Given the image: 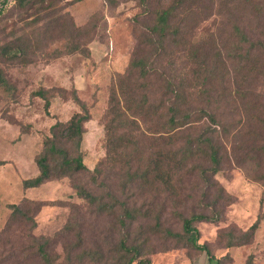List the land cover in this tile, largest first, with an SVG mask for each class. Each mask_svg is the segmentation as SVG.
<instances>
[{"label":"rangeland","instance_id":"rangeland-1","mask_svg":"<svg viewBox=\"0 0 264 264\" xmlns=\"http://www.w3.org/2000/svg\"><path fill=\"white\" fill-rule=\"evenodd\" d=\"M171 1L0 0V76L6 80L0 82V264H42L37 249L43 242H47L46 248L57 258V264H146V260L152 264H187L200 253L185 240L151 231L154 220L140 218L123 226L120 207L99 212L96 205L77 195L75 183L105 195L106 201H110L107 191H114L120 200L130 199L143 211L165 207L164 227L175 232L183 230L180 214H208L212 218L196 226L200 231L198 243L213 256L212 264H264V182L249 178L246 168L230 157L231 140L220 138L225 158L221 169L209 174L212 185L195 171L182 173L178 192L173 194L162 188L153 191L132 185L127 162H139L136 158L132 162L130 156L118 158L108 168L102 165L104 171L97 177L93 172L107 156L104 123L113 83L127 71L145 26L152 23L153 10ZM201 15L193 29V42L203 46L210 39L209 32L219 26L221 16ZM225 19L229 29L238 19L253 40H264V17L251 18L238 10L226 14ZM73 23L81 29L78 36L72 31ZM74 44L81 50L70 52ZM2 47H22L25 53L13 59L11 51L2 54ZM185 53L165 60L161 68L188 98V110L208 109L229 118L234 105L231 94L237 90L256 93L264 103V57L249 77L254 64L250 58L244 57L239 74L232 63L228 67L220 64L218 72L211 73L212 52L206 60L212 64L207 66L203 56L195 62ZM38 91L50 100L49 108ZM164 91L158 89V95ZM80 102L91 115L81 145L84 163L91 172L25 189L23 181L39 173L36 159L52 126L58 121L68 122L81 111ZM162 113L167 112L154 117L160 123L164 121ZM140 121L139 126L131 125L126 131L140 154L168 148L162 126ZM210 125L206 116L184 127L180 145H184L185 135H198ZM251 130L249 127L248 132ZM259 132L264 137V128ZM133 149L131 144L128 153ZM24 198L42 206L24 202V210L30 207L33 221L21 218L7 226L10 205ZM256 222L258 228L252 235ZM123 239L128 245H141V253L133 256L124 250Z\"/></svg>","mask_w":264,"mask_h":264},{"label":"trees","instance_id":"trees-1","mask_svg":"<svg viewBox=\"0 0 264 264\" xmlns=\"http://www.w3.org/2000/svg\"><path fill=\"white\" fill-rule=\"evenodd\" d=\"M238 10H242L251 18L264 17V0H172L168 5L159 6L153 10L152 23L145 26L143 39L139 41L127 71L118 76L111 88L104 123L107 156L101 163V167L94 169L96 177L104 171L102 165L105 164L108 168L109 165L113 166L118 158L130 156L132 162L135 158L139 162L137 165L131 161L127 162L126 173L128 182L132 185L146 186L153 191H160L162 188L173 194L178 192L179 183L177 182L182 181V173L194 171L212 185L209 174L218 172L225 158L220 143L222 137L231 140L230 157L238 166L246 168L247 176L264 182V139H262L264 137L259 132L264 128V103L261 96L251 91L245 93L242 90L232 93L234 105L229 118L208 109L188 110L186 107L188 98L180 92V86L170 78L167 72L162 71L163 67L161 68L165 60L175 58L182 51L186 52L187 59L195 62L198 56H203V65L207 66L212 64V62L206 63L212 52L214 65L211 73L218 72L220 64L228 67V64L232 63L235 73L239 74L238 71L244 68L240 64L246 60L244 57H247L254 63L247 73V76L252 77L257 70L256 65L259 60L264 57V40L260 38L253 40L238 19L232 22L231 29L228 28L226 14L230 15V12L235 14ZM204 12L215 14L217 17L221 16V21L218 20L219 26L216 25L215 29L209 32L210 39L206 40L203 46L194 45L193 29L197 26V18ZM71 26L74 34L80 35V27H77L75 23ZM224 29L228 33L226 36L223 34ZM11 48L2 47V54L6 55L8 51H11L10 57L17 59L25 53L22 47ZM78 50H81L80 45L74 44L70 52ZM0 82L4 84L6 80L0 76ZM160 88H164L165 91L158 95ZM37 94L46 99V108H49L50 100L46 98L43 91H38ZM80 105L81 111L75 113L68 122L58 121L52 126L51 135L46 137L43 149L36 159L39 173L23 181L25 189L39 187L55 178L91 172L84 163L81 150L87 131L85 123L91 115L85 103L80 102ZM164 110L167 113H162L164 121L160 123L154 117H159ZM206 116L211 125L198 135H185L187 137L184 145H180L182 129L194 125ZM140 119L145 123L159 124L165 129L164 133L167 135L164 136H167L169 140L168 148L155 149L147 155L138 152L136 143L126 131L131 125L139 126ZM249 127L252 130L248 132ZM249 137H252L254 141H251ZM131 144L134 145V149L128 153ZM133 152L135 154L132 155ZM190 163L191 168H188ZM73 187L79 197L96 205L99 212H112L120 207L124 213L121 219L123 226L140 218L154 220L151 231H163L168 238L185 240L184 243L200 249L199 254L205 253L208 259L213 261V256L207 248L198 243L200 231L196 226L197 222L210 220L212 218L210 215L194 211L189 216L180 214L183 230L175 232L169 227H164L162 218L164 211L167 210L165 207L158 210L148 208L143 211L130 199L120 200L114 191H107L110 201H106L105 195L96 194L93 189L82 184L75 183ZM24 202L28 204L32 201L24 198L21 202L10 205L12 212L7 226L21 218L33 221L28 213L30 207L24 210ZM32 203H37L38 207L42 206L41 202L33 201ZM257 228L256 222L250 234L253 235ZM46 246L47 242L38 244L37 253L42 259V264H57V258L48 251ZM121 246L124 250L132 252L133 256L140 254L142 250L141 245H128L127 239H123ZM145 263L152 264L149 260Z\"/></svg>","mask_w":264,"mask_h":264},{"label":"crops","instance_id":"crops-1","mask_svg":"<svg viewBox=\"0 0 264 264\" xmlns=\"http://www.w3.org/2000/svg\"><path fill=\"white\" fill-rule=\"evenodd\" d=\"M212 262L213 261L209 260L208 256L205 253H201L187 264H212Z\"/></svg>","mask_w":264,"mask_h":264}]
</instances>
